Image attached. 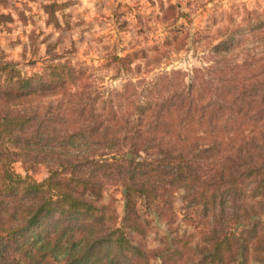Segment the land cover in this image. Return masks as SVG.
Masks as SVG:
<instances>
[{
    "label": "trees",
    "instance_id": "trees-1",
    "mask_svg": "<svg viewBox=\"0 0 264 264\" xmlns=\"http://www.w3.org/2000/svg\"><path fill=\"white\" fill-rule=\"evenodd\" d=\"M251 19L248 33L264 29V9ZM244 27L207 40L202 65L105 91L69 58L31 74L0 61V264H264V46L227 55ZM186 41L173 30L113 60L138 73ZM18 159L27 170L47 159L48 175L16 172ZM177 191L205 223L150 247L138 201L172 226Z\"/></svg>",
    "mask_w": 264,
    "mask_h": 264
},
{
    "label": "rangeland",
    "instance_id": "rangeland-1",
    "mask_svg": "<svg viewBox=\"0 0 264 264\" xmlns=\"http://www.w3.org/2000/svg\"><path fill=\"white\" fill-rule=\"evenodd\" d=\"M173 5L174 8L169 6ZM264 0H0V61H11L22 73L42 71L50 62L69 58L77 66L86 67L85 77L97 89L120 88L128 79L151 78L155 73L177 67L190 70L208 60L207 40L218 37L237 24L244 41L233 46L227 55L240 59L247 50L264 46V29L248 33L245 18L262 12ZM187 34L186 45L171 50L155 64H142L140 72L117 68L113 56L161 44L171 31ZM139 61V60H137ZM61 95H45L44 100ZM62 99V98H61ZM42 149H45L42 147ZM33 156H28V159ZM47 159L33 169H25L21 159L12 162L13 169L37 180L48 175ZM107 194L116 196V207L123 214L124 200L120 190L109 186ZM177 191L173 208L176 220L172 226L159 217L152 207L138 201L152 220L146 241L150 247L163 245L161 236L198 233L205 223L199 208L182 202ZM190 260L173 258L167 264H189ZM149 264H162L153 257Z\"/></svg>",
    "mask_w": 264,
    "mask_h": 264
}]
</instances>
